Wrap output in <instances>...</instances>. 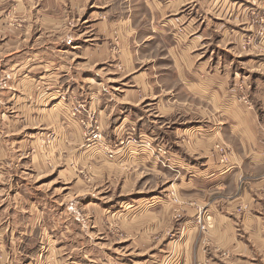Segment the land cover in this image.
Segmentation results:
<instances>
[{
    "label": "crops",
    "instance_id": "crops-1",
    "mask_svg": "<svg viewBox=\"0 0 264 264\" xmlns=\"http://www.w3.org/2000/svg\"><path fill=\"white\" fill-rule=\"evenodd\" d=\"M194 1L183 0L182 5L187 4L184 16L197 13L204 16L198 24L189 20L183 31L178 32L167 20L158 31L168 43L174 39L177 42L166 52L172 56L169 77L160 74L166 69L148 53L147 47L141 45L153 36L147 32L142 35L139 28L136 32L130 18L111 19L109 1L65 0L60 3L44 0L46 7L56 9L46 15V21L56 27L69 22L66 20L72 18L69 13L81 14L91 4L94 8L88 15L93 24L91 35L85 37V47L76 49L70 59L62 49L60 53L59 49H54L49 35L46 47L38 49L25 46L27 37H21V28L4 24L0 27V264H82L87 254L84 220L75 218L76 225H80L76 239L69 241L67 234L69 214L82 215L83 208L69 207L61 193H56L55 198L47 191H19L18 180L9 182L10 176L16 178V173H25L26 169L44 171L47 166L44 157L41 153L37 157L42 150L37 134L48 132L47 126L51 125L53 117L63 120L67 116L63 111L69 89L83 99H96L99 113L107 114L110 106L107 101L102 106L100 99H117L116 103L124 106L142 103L144 111L150 110L146 105L152 103L151 110L161 120V124L156 125L157 134L133 125L131 128L135 133L139 130L136 134L149 141L171 138L168 158L160 154L154 158L147 147L132 142L112 152L118 158L128 153L126 163L132 169L134 166L140 169L138 178L148 172L144 169L155 170L160 184H177L179 198L184 204L174 200L170 203L159 195L137 196V199L142 197L141 203L131 211H139L141 218L126 221L124 239L127 249L123 253L130 262L109 260V264H164L169 252L165 240L168 230L178 233L170 264L264 262V100L251 99L252 107H248L241 94L235 95L234 86L239 73L248 69L264 72V62H260L258 53L257 56L240 55L233 49L234 43L232 48L228 47L231 58L213 55L217 51L214 32L226 22H217L214 29L210 16L215 14L217 20L228 16L245 24L249 17L246 8L242 11L223 0H203L204 10H200L201 5L196 6ZM159 4L161 1L156 9ZM175 4L176 1L171 0L167 5L162 4V14ZM16 5L20 7L21 3L17 1ZM64 5L69 8L66 18L63 11L57 9ZM257 7L260 6L257 4ZM100 8H104V17L96 13ZM149 8L153 14L154 7L150 5ZM232 12L238 18L231 16ZM155 13L157 16L153 14L151 18L159 21L158 10ZM111 28L118 31V48L113 53L107 48ZM222 38L226 46L234 41ZM241 38L238 37L237 46ZM117 53L123 66L121 71L113 65L112 56ZM94 68H101L103 73L106 68L104 74L108 80H118L114 82L121 90L104 98L102 77L94 84L70 78L72 70H76L72 74L77 77ZM56 74L60 76L58 81H54ZM94 74L100 76L96 70ZM110 74L119 75L110 77ZM260 77L254 83L256 91L263 90L260 81H264V75ZM122 124L116 130L118 138L127 132L128 127L123 130ZM170 124H173L171 128ZM68 134L69 129L57 133L60 148H67L64 138L67 140ZM43 140L50 143L52 149L51 141ZM215 142L224 144L218 145L223 154L218 153L215 145L219 143ZM46 146L43 145L45 151ZM211 194H219L220 209H215L213 203L208 207L206 198ZM201 205L208 208L202 211L197 208ZM123 209L124 214H128L126 208ZM199 220L204 223L203 229ZM53 233H60V238H54ZM53 254L55 261H52ZM92 260L94 263L97 258Z\"/></svg>",
    "mask_w": 264,
    "mask_h": 264
},
{
    "label": "rangeland",
    "instance_id": "rangeland-1",
    "mask_svg": "<svg viewBox=\"0 0 264 264\" xmlns=\"http://www.w3.org/2000/svg\"><path fill=\"white\" fill-rule=\"evenodd\" d=\"M17 1L21 3L20 7L16 5ZM63 1L65 0H58L60 3ZM102 1L111 2L112 9L109 11L111 19L118 20L123 17L130 18L136 32H138L139 28L142 31V35L147 32L153 36L151 39L147 40L145 44L144 42H142V44L139 41L138 45L141 43L142 46L144 45L147 47L148 53H152L151 56L155 59V61L158 59L160 65L164 67L163 69H166L160 73L164 74L165 77L171 76L172 73V56L166 54L167 48L172 47L173 45L176 46L177 42L174 39L171 43H168V40H166L164 36L158 32L159 29H161V25L166 23L167 20H170L175 26L174 29L181 32L183 31V26L189 20H194V22L198 24L204 17L202 15L200 16L201 13L184 16L186 12V8L184 9V7L187 4L182 5L183 0H171L176 1L174 6L175 9L170 8V10H167L168 12L165 14H162L163 12H161L160 7L162 8V4L164 3L167 5L169 0ZM158 1H161V4H159L156 9ZM195 1L197 2L196 6L201 5L200 10H204L205 4L203 0ZM223 1L228 2L229 5H234V7L238 6V9H241L242 11L246 8V12L248 11L249 17L247 19V23L240 24L230 19L228 16L227 18L219 20L215 18V14L214 16H210V18H212L211 22L213 23L212 25L214 29L218 26L217 22H226L225 25H222L214 32L213 43H217L215 47L217 51H214L213 55L216 56L218 54L223 59L231 58V52L228 51V47L232 48L234 43L235 47H233V49H237L239 51L237 53H240V55L254 56L259 54V58H261L260 62L263 63L264 0ZM257 4L260 7H257ZM150 5L154 7V16H157L155 10H158L160 14L159 21L151 18L153 14L151 12L152 9L149 8ZM65 6L66 5H64L63 8L58 7L57 9L59 12L63 11L66 18L69 8ZM93 9L94 8L91 4L90 7L82 11L81 14L69 13L70 17H72L70 19H66L69 22L62 25L59 24L56 27L46 21V15L48 13L51 14V12L56 9L46 7L44 0H0V27L4 24L10 26L15 25L21 28V37H27L25 40V46H32L33 48L38 49L46 47L48 44V39H46V37L49 35L52 37L54 49H59L58 53H60L62 49V51L68 53L67 57L70 59L73 57L76 49L79 51L81 50L80 48L83 49L85 47V37L91 35L93 24L92 20L88 19V15ZM103 11L104 8H100L96 13H102L101 17H104L105 13ZM231 16L238 18L233 12L231 13ZM177 22L178 25L176 24ZM242 27H244V29ZM116 28H111V38L107 41V48L110 53L116 52L118 48V40L116 36L118 31ZM164 29L167 30L168 28ZM26 30L28 31L26 32L27 34L25 33ZM239 36L242 38L238 40L237 46V39ZM222 37H228V40L234 41L226 46L224 45L225 40ZM33 41H35L34 44ZM237 53L236 51L234 52V54ZM112 57H114V67L118 71H121L123 66L118 57V53L116 56ZM242 59L239 60V63L242 62ZM145 66H150V64ZM94 70L98 71L100 74L99 77L94 74ZM94 70H91L90 72L83 71L77 74V77L72 74V72L74 73L76 70H72L70 71V78L75 82L76 80L74 79L78 78L84 83L94 84L97 81H100L102 77L105 81H103V88L101 92L104 98L111 95L116 90H121V87L116 86L115 84L118 80H113L111 78L108 80L107 76L104 74L106 68L103 70L104 73L101 68H94ZM263 73L264 72L259 69H248L245 72L239 73L241 74L239 75V80L234 83L235 91H237L235 92V95L237 93L239 95L241 94V98L244 99L248 107H252L251 99L259 98L264 100V81H260L263 84V90L261 89L256 91V87H254L255 81L258 80L257 78H261L260 76L264 75ZM117 75L119 74H110L108 76L112 77ZM37 78L41 79V76L38 75ZM59 79V74H56V76H54V81H58ZM127 83L128 82L124 85H127ZM168 86L169 85L166 84L165 88ZM65 101L66 106L63 112L67 116H65L63 120L53 117L51 125L47 126L48 132L45 133L43 131L37 134V137H39L38 139H40L42 143V150L37 153V157H39V153L43 155V159L47 165L44 167V171L40 172L39 168L26 169L25 173H16V178L14 176H10L9 182L13 183L14 180H18L20 186L17 190L19 191L28 192L31 190L36 192L40 191L41 193H45L47 191L52 192L54 197L57 196L56 193H61V195L66 197L64 201L69 203V207H73L74 209L78 207L85 210L82 212V215L77 216L69 214L67 218L70 227L69 232H67L69 241L76 239L75 237L77 236L75 235L78 230L80 234V225L79 227L76 225L77 221L75 218L84 220L87 224V227L84 229V235L86 237V249L88 251H86L87 254L83 259L82 264H109V260H116L117 262H130V258H126L123 253V251L127 249L124 239L127 236L126 221L141 218L139 211H131L132 207L134 208L135 205L141 203L140 198L142 197H138L137 199V196L157 197L159 195L165 197L170 203L172 200H174L177 204L182 205L184 203L182 202L183 199H181V197L179 198L177 184H172L173 182L168 185L160 184V178L155 170L152 171L144 169V171L148 172L138 178L140 169L135 168V166L132 169L130 164L128 165L126 163V160H128V153L121 155L122 157L119 156L121 158H118L115 157L116 155H113L112 152L115 153L116 148H122L128 142L146 147L144 142L148 139H145V137H139L136 134L139 130H136L135 133V129L131 128V125L140 127L141 129H146L147 132L152 131L154 134H157L156 125L161 124V120H158L155 113L151 110L152 107H154L152 103L146 105V108H150V110L144 111L142 103L133 106H124L117 104V99H100L99 103H101V105L105 104L107 101L110 106L108 107L107 114L99 113L98 104L96 105V99H83L77 92H73L71 89L67 91ZM94 101L95 104L93 105ZM100 115L105 118L102 119ZM139 116L142 118H139ZM103 121H105V123ZM131 121L133 123H131ZM142 122L143 124H141ZM121 123H123V130L128 127L126 129L127 132L120 136L122 139L117 137L116 131ZM171 126H173V124H170V128ZM65 129H69L67 140L64 138L67 148H60L57 145V133H64ZM94 134H97L98 136L94 137ZM46 138L51 141L52 149H50V146L48 145L50 143L43 140ZM117 138L118 141L114 142ZM163 141L166 144L162 143ZM168 142L171 143V138L165 140L156 138L153 141H149V143L154 146L155 151L151 152L152 149L149 147L148 149L151 152L150 154H152L154 158H156L155 156H158L159 154L168 158V154L170 152V147H168L170 143ZM216 143L219 142H215L214 144ZM43 145H47L46 151L43 149ZM218 145L224 144L219 143L215 145L218 153L223 154L222 148ZM159 147L165 151V154L157 152ZM18 172L21 171L18 170ZM219 194H211L206 198L208 207H210V204L212 203V205H215V209H220L222 207L219 199H217L219 198ZM143 203H145V201H143ZM206 205H201L197 208L203 211L208 208ZM123 208H126L125 210L128 214H124L125 211ZM133 213L134 215L132 216ZM137 215L138 217H136ZM198 223L200 228L201 224L203 225L201 228L203 229L204 223L201 220H199ZM177 234V231L173 230L165 232V240L167 242L166 247L169 252L164 264L171 263V257L173 256L172 249L175 248L178 237ZM59 236L60 233H53L54 238L59 239ZM93 241H95V244L92 243ZM91 246L95 247V249L93 250ZM224 255H227V252H224ZM93 258H97V263H93ZM55 259L56 256L53 254L52 261H55ZM256 264H264V262L260 261Z\"/></svg>",
    "mask_w": 264,
    "mask_h": 264
},
{
    "label": "built area",
    "instance_id": "built-area-1",
    "mask_svg": "<svg viewBox=\"0 0 264 264\" xmlns=\"http://www.w3.org/2000/svg\"><path fill=\"white\" fill-rule=\"evenodd\" d=\"M97 136H98L97 134H94V137H97ZM144 144H146L147 146L151 147V149H152L151 152H155L154 151V146H152L149 142L146 141V142H144ZM157 152L162 153V154H165V151L161 147H159L157 149ZM202 227H203V225L201 224V228ZM196 264H208V263H206V262H197Z\"/></svg>",
    "mask_w": 264,
    "mask_h": 264
},
{
    "label": "bare ground",
    "instance_id": "bare-ground-1",
    "mask_svg": "<svg viewBox=\"0 0 264 264\" xmlns=\"http://www.w3.org/2000/svg\"><path fill=\"white\" fill-rule=\"evenodd\" d=\"M147 148H149V146L146 145Z\"/></svg>",
    "mask_w": 264,
    "mask_h": 264
}]
</instances>
